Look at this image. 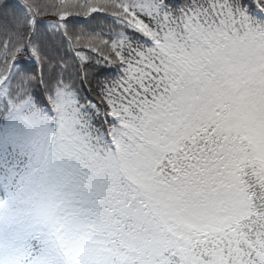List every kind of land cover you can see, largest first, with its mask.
<instances>
[{"label":"trees","instance_id":"trees-1","mask_svg":"<svg viewBox=\"0 0 264 264\" xmlns=\"http://www.w3.org/2000/svg\"><path fill=\"white\" fill-rule=\"evenodd\" d=\"M127 3L128 0H0V28L4 27L1 29L3 37H0V73L2 63L9 60L12 62L16 55L27 50L29 39L32 37L29 32L33 29L34 17L65 15L70 27L68 24V34L63 38L69 36L70 42L89 51L102 50L110 64L79 60L68 71V74L80 76L79 79L84 85L77 92L79 104L82 106L76 103L77 109L80 110L77 114H81V110L83 113L87 112L86 109L93 104L92 97L103 103L102 89L108 90L107 84L120 77V67H115L118 56L116 55V58L109 49H106L100 32L121 27V15L124 14ZM146 7L142 6V9ZM48 66L49 71L46 74L52 80L57 76L53 73L50 61ZM115 68L119 69L114 70ZM3 76L4 74L0 77ZM75 83H79V80L76 79ZM68 86L75 89L72 84ZM108 86L111 87L110 84ZM238 174L246 192L242 208L248 214L242 219L249 217L250 221L255 220L256 223L264 222V194L258 191L259 185L254 173L249 170ZM3 182H0L1 188L7 185ZM1 200L7 201V197L2 195Z\"/></svg>","mask_w":264,"mask_h":264},{"label":"rangeland","instance_id":"rangeland-1","mask_svg":"<svg viewBox=\"0 0 264 264\" xmlns=\"http://www.w3.org/2000/svg\"><path fill=\"white\" fill-rule=\"evenodd\" d=\"M220 72V69L217 70L215 73L218 74ZM214 79L216 76H213ZM212 77V78H213ZM232 79V83L229 81L227 82L226 79ZM223 79V85L225 87L231 86L230 89H233L234 86L237 84V79L231 76L230 74L222 71L219 80L217 84L211 85L209 87H204L201 91H198L196 93V96H186L181 95L176 100L177 108H179L182 103L183 106H188L189 108H192L195 112H199L200 108L198 103L200 101H203L205 99H209L210 96H220L222 93L219 89V84ZM229 83L230 85H228ZM196 99V102L193 101ZM226 104L229 109H232V114L234 115V118H239L241 121L237 122V126L239 128V131L242 132V138L247 139L251 146V149L255 152V154L258 156L260 160L264 161V149L260 142L254 138H249L250 136L253 137L252 127L254 126V123L259 118L264 120V96L263 95H257V96H250L247 99L244 100H237V101H226ZM80 123V122H79ZM82 127V134L85 135L83 125L80 123ZM14 129L15 133H26L27 135H30L32 132V127H30L26 122H22L19 120H14ZM247 131V135H245ZM241 134L237 132L236 136H240ZM197 142V147L199 150H201V157L199 158L198 162L196 163L197 166H207V164L210 162L211 164H214L216 161H214L211 158V153L213 152L217 157L222 159V161L225 162V170L222 171V179L225 180L228 173L231 174V181L227 184L228 190L226 192V198L224 202H220V205L226 210V205L228 208L229 215L234 219L238 220L241 216H247L248 214L244 211L242 208L243 200H244V193L240 195L238 191V185L241 186L240 182L236 180V175L234 173V167L230 161V159H226L223 156L222 150H216L217 152H208L206 150V147L201 148L199 146L198 140H195ZM235 148V145L232 144L230 146V149ZM219 159V160H220ZM202 167V166H201ZM242 187V186H241ZM115 201L117 204V207L119 209V215L121 216L122 220L126 223L128 222L130 224V227L139 234H142L144 236V241L149 239L151 236H155L157 232H159L160 237L162 238L160 246H155L151 243L152 246H147L152 253L155 251L154 256L152 257V261L155 264H167L168 263V257L169 252L171 254H174L176 252V248L173 245H168V241L165 239L166 235L160 230L159 226L154 222V220L146 214L145 211L141 210L139 207H136L134 202H132L126 195L122 193L120 188L118 187L117 191L115 192ZM49 245V240H45ZM60 248L61 246L65 245L63 239H61L58 242ZM47 258H51L53 260H57L59 264H64L63 261L65 258H62L59 255L58 251H55L53 246L50 245V250L47 251Z\"/></svg>","mask_w":264,"mask_h":264}]
</instances>
